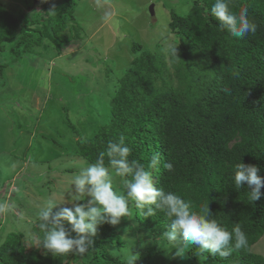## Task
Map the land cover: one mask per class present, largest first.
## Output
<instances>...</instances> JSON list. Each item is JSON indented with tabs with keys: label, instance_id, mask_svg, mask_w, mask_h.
<instances>
[{
	"label": "trees",
	"instance_id": "16d2710c",
	"mask_svg": "<svg viewBox=\"0 0 264 264\" xmlns=\"http://www.w3.org/2000/svg\"><path fill=\"white\" fill-rule=\"evenodd\" d=\"M78 1L63 0L49 14L30 12L21 16V22L0 2V73L30 59L36 47L54 45L60 55L71 40L65 31L74 22ZM212 3L193 0L185 15L170 12L168 26L179 41L174 47L177 55L172 48L168 54L144 50L133 58L108 99L109 118L87 137L69 123L78 137L73 153L92 164L110 140L122 138L132 150L130 162L147 167L157 154L161 163L158 170H151L155 187L180 195L195 211L208 204L212 219L229 230L240 224L248 238L247 249L227 258L200 255L193 245L181 261L264 264V256L252 251L264 236V196L251 201L249 189H237L233 181V166L239 161L257 165L264 177V0H230L233 11L247 9L257 25L255 33L242 38L221 30L211 15ZM133 49L141 50L137 44ZM22 110L30 113L28 108ZM15 128L21 127L16 123ZM167 162L173 170L163 167ZM118 187L125 194L123 182ZM129 205L137 230L150 231L148 236L167 246L163 237L171 228L164 213L156 210L153 216H144L147 209H137L133 201ZM111 225L106 219L97 224L95 235L89 237L94 242L91 248L83 255L67 254L65 263L63 256L44 254L41 247L28 248L22 232L10 231L0 242V264H125L126 254L139 252L125 245L115 231L124 228Z\"/></svg>",
	"mask_w": 264,
	"mask_h": 264
},
{
	"label": "rangeland",
	"instance_id": "374dc122",
	"mask_svg": "<svg viewBox=\"0 0 264 264\" xmlns=\"http://www.w3.org/2000/svg\"><path fill=\"white\" fill-rule=\"evenodd\" d=\"M0 2L21 22V16L30 12L51 13L52 5L59 7L63 0ZM192 2L79 0L74 22L65 31L71 40L60 57L54 45L48 49L36 47V54L30 59L2 69L0 242L8 232L19 231L24 234L28 248H40L42 233L35 210L49 200L58 204L52 209L53 214L59 212L60 206L88 203L91 198L86 193L76 199L78 194L72 184L75 175L90 164L73 153L78 137L69 123L79 129L81 136L92 135L109 118L108 99L117 87V80L131 67L132 59L144 50L168 54L178 45L177 36L168 26L170 12L185 15ZM152 5L153 14L149 10ZM134 44L140 45L141 50L134 52ZM22 107L30 113L24 114ZM16 123L21 127L19 130ZM120 179L113 175V188L118 194H122L118 187ZM123 218L124 221L111 226L124 228V232L115 231L125 245L134 252L138 250L139 264H184L181 260L185 254L176 256L175 246L156 242L146 234L151 235L146 229L138 231L131 215ZM105 219L109 221L110 217ZM252 251L264 256V236ZM63 259V263L67 262L66 256Z\"/></svg>",
	"mask_w": 264,
	"mask_h": 264
},
{
	"label": "clouds",
	"instance_id": "9594fccd",
	"mask_svg": "<svg viewBox=\"0 0 264 264\" xmlns=\"http://www.w3.org/2000/svg\"><path fill=\"white\" fill-rule=\"evenodd\" d=\"M49 3L50 0H41ZM55 5L49 12H55ZM211 15L219 22L221 30L235 38H242L246 34L255 33L257 25L248 18L247 9L239 13L230 7V0H214L210 9ZM177 55V48L172 49ZM131 149L123 142L110 140L106 151L99 153L94 163L75 175L72 184L78 194L76 199L86 193L91 199L87 204L78 203L73 207L60 206L58 213L52 209L58 204L49 200L36 214L42 237L39 240L44 254L53 257L83 255L94 243L89 240L96 233L97 224L107 221L112 225L120 222L121 218L131 215L129 201H133L137 209H147L144 216H153L160 210L170 221L171 231L164 234L163 239L168 246L176 248L175 255L184 256L191 246L195 245L200 255L205 253L221 258L229 257L233 251L247 249L248 238L240 224H235L231 230L222 226L212 213L208 204L199 211L192 208L191 202L174 192H166L163 188L154 186L152 171L158 170L160 157L154 154L145 167L143 164L128 157ZM105 157L108 164H105ZM163 167L173 170L171 162L164 163ZM110 169L113 171L110 172ZM67 172V171H66ZM260 168L254 164H245L241 161L233 166V181L237 189L246 187L251 201L264 196V177L258 173ZM113 175L122 178L125 194H118L113 188ZM155 206L154 208L152 206ZM63 222H67L70 228ZM76 235L73 236L72 234ZM180 240L178 241L177 236ZM139 254H126L125 264H136Z\"/></svg>",
	"mask_w": 264,
	"mask_h": 264
},
{
	"label": "water",
	"instance_id": "95a60500",
	"mask_svg": "<svg viewBox=\"0 0 264 264\" xmlns=\"http://www.w3.org/2000/svg\"><path fill=\"white\" fill-rule=\"evenodd\" d=\"M150 7H151V8H149V10H150V13H151V14H153V10H152V8H154V7H153V5H152V6H150Z\"/></svg>",
	"mask_w": 264,
	"mask_h": 264
},
{
	"label": "crops",
	"instance_id": "0c3cea01",
	"mask_svg": "<svg viewBox=\"0 0 264 264\" xmlns=\"http://www.w3.org/2000/svg\"><path fill=\"white\" fill-rule=\"evenodd\" d=\"M117 29V28H116ZM61 56V54L60 55H58V57H60ZM53 59H54V57H53ZM56 59V58H55Z\"/></svg>",
	"mask_w": 264,
	"mask_h": 264
}]
</instances>
